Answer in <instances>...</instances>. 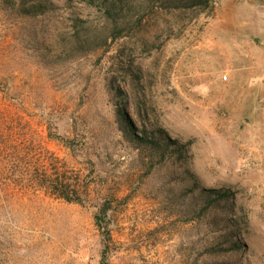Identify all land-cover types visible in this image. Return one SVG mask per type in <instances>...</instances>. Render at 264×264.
I'll return each mask as SVG.
<instances>
[{
	"label": "rangeland",
	"instance_id": "rangeland-1",
	"mask_svg": "<svg viewBox=\"0 0 264 264\" xmlns=\"http://www.w3.org/2000/svg\"><path fill=\"white\" fill-rule=\"evenodd\" d=\"M3 1L0 264H264V0H213L170 34L136 25L98 48L71 35L105 29L101 0L36 19ZM120 110L181 154L138 145ZM38 173L69 177L85 203L38 190ZM223 188L228 210L199 215L204 189Z\"/></svg>",
	"mask_w": 264,
	"mask_h": 264
},
{
	"label": "trees",
	"instance_id": "trees-1",
	"mask_svg": "<svg viewBox=\"0 0 264 264\" xmlns=\"http://www.w3.org/2000/svg\"><path fill=\"white\" fill-rule=\"evenodd\" d=\"M90 1L94 2L95 0ZM3 2L6 8L28 19L50 16L59 7L56 0H4ZM101 2L105 12V29H89L87 27H81L80 24L77 23L76 30L73 31L71 35V37H76L75 45L83 47L89 44L93 45L94 48H98L101 46L97 43L100 39H103L104 43H109L122 34V31L133 29L136 25H145L148 29L163 24L165 32L170 34L175 26L181 25V18L178 17L181 12L191 14L214 8L213 0H101ZM165 16L170 17L168 22H163ZM79 23H82V21H79ZM156 39L155 48L164 42L161 35H158ZM118 113L120 114L119 116H121L120 118L127 124L131 137L135 139L138 145L148 147L153 151L159 150L162 147L168 148L173 145L174 153L181 154L182 146L179 145L178 141L171 140L169 136L163 134V130L157 129L156 132L151 131L150 133L143 130L145 134L138 135L135 133V126L130 117L125 112H122V110ZM9 142V140L0 136V146L7 147L9 144L12 146ZM36 172H39V170L36 169ZM38 176H41L40 179L38 178L39 183L36 186L38 190L45 191L68 202L85 203V198L87 196L85 190L76 185L69 177L51 173H40ZM204 191V197L206 198L198 208L197 213L199 215H211L221 207L228 210L225 205L226 203H224L227 202L225 200H227L226 198L229 195L228 190L223 188L220 190L204 189ZM221 199H223V201H221ZM204 208H207L206 212L203 210ZM96 218L99 223L101 220H105L106 209H101L100 213L96 215ZM232 221L234 220L224 218L220 223L232 227ZM100 225L102 224L100 223ZM233 235V232H231L230 239L233 240L231 248H243V243L239 242L237 238L234 239ZM221 237L223 238L224 236ZM227 248L224 246V239H222L220 243L210 245L207 251L210 252L209 255H213L218 254L219 250H227ZM231 248L229 247V249ZM213 264L234 263L222 260L220 263L214 262Z\"/></svg>",
	"mask_w": 264,
	"mask_h": 264
}]
</instances>
